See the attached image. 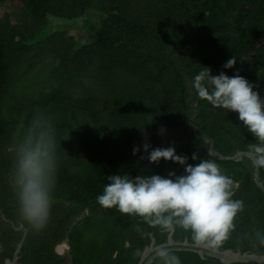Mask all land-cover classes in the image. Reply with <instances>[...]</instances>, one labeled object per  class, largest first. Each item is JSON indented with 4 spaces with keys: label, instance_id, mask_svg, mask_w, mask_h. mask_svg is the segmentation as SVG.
<instances>
[{
    "label": "trees",
    "instance_id": "trees-1",
    "mask_svg": "<svg viewBox=\"0 0 264 264\" xmlns=\"http://www.w3.org/2000/svg\"><path fill=\"white\" fill-rule=\"evenodd\" d=\"M52 23L86 25L88 37ZM205 67L239 74L264 99V0H0V264L22 239L18 264H136L150 234L155 244L166 242L167 232L96 200L109 175L183 174L171 161L150 162L145 142L149 152L174 147L193 165L214 160L238 183L234 199L244 203L219 249L264 254L255 241V231H264V194L251 159L209 154L211 143L233 156L258 141L238 113L198 97L193 81ZM38 111L54 124L59 157L50 220L40 232L22 219L13 189L15 144ZM258 177L264 185V168ZM172 238L193 242L181 229ZM61 243L67 248L58 252ZM169 252L181 264H226ZM150 264L162 262L156 256Z\"/></svg>",
    "mask_w": 264,
    "mask_h": 264
},
{
    "label": "clouds",
    "instance_id": "clouds-1",
    "mask_svg": "<svg viewBox=\"0 0 264 264\" xmlns=\"http://www.w3.org/2000/svg\"><path fill=\"white\" fill-rule=\"evenodd\" d=\"M235 64L233 57L223 67L231 69ZM255 87L239 74L229 77L222 71L212 75L206 67L193 81L200 99L214 108L238 113L239 121L258 141L249 145V159L253 167L264 168V99L254 91ZM138 128L143 133L144 126ZM150 148L149 143L143 144L150 162L171 161L184 167L183 174L170 171L167 177L109 175L102 194L96 197L98 204L122 215L139 217L167 233L181 229L190 233L197 246L208 249L223 246L236 231L237 218L244 211L243 201L234 199L238 183L212 159L193 165L188 163V156L177 155L174 147L149 152ZM139 151L140 147L135 146L133 155ZM198 159L197 153L191 156L193 161ZM58 165L54 124L49 116L38 111L15 144L13 171L19 213L37 232L44 230L50 220ZM18 226L15 228L19 229ZM255 241L264 246V231H255ZM157 257L162 264H181L180 258L167 250L159 251Z\"/></svg>",
    "mask_w": 264,
    "mask_h": 264
},
{
    "label": "water",
    "instance_id": "water-1",
    "mask_svg": "<svg viewBox=\"0 0 264 264\" xmlns=\"http://www.w3.org/2000/svg\"><path fill=\"white\" fill-rule=\"evenodd\" d=\"M199 136V135H198ZM202 138L206 142H212L210 139H208L205 136H202ZM249 151H238L236 152L233 156H223L219 152H217L214 148L212 143L210 144V149H209V154L217 156L220 159H231V160H239L243 156H248ZM259 168L254 167V172H253V179L256 185L261 189V191L264 194V185L263 183L259 180ZM19 229H22L24 232V236L26 234V228L22 225L19 224L18 226ZM173 232V231H172ZM172 232H170L167 236V240L164 243L160 244H155V239L152 234H150V243L146 246L143 247L141 251L140 258L136 264H150L154 257L157 256V253L161 250H191L194 252L199 253L200 256L203 254L213 256L215 258H218L221 262L229 264V263H234V262H257V263H264V254H259L256 252H249V251H244L240 252L239 250H232V249H208L204 247H200L195 245L194 242L190 243L187 239H183L181 242L175 241L172 238ZM23 236V238H24ZM23 239L19 242L17 248L15 249L13 253V257L11 259L6 258L5 259V264H18L17 259H18V253L21 247ZM56 250L58 252L62 251V245H57Z\"/></svg>",
    "mask_w": 264,
    "mask_h": 264
},
{
    "label": "rangeland",
    "instance_id": "rangeland-1",
    "mask_svg": "<svg viewBox=\"0 0 264 264\" xmlns=\"http://www.w3.org/2000/svg\"><path fill=\"white\" fill-rule=\"evenodd\" d=\"M52 26L55 27L56 24L55 23H52ZM57 28L59 29H64V28H67L69 33L75 35L77 38H80V39H85L88 37V32H87V26L86 25H80L78 28L77 27H74L73 25H69V24H63L62 27L59 26H56ZM67 248V244L64 243L63 245V249Z\"/></svg>",
    "mask_w": 264,
    "mask_h": 264
},
{
    "label": "flooded vegetation",
    "instance_id": "flooded-vegetation-1",
    "mask_svg": "<svg viewBox=\"0 0 264 264\" xmlns=\"http://www.w3.org/2000/svg\"><path fill=\"white\" fill-rule=\"evenodd\" d=\"M168 234H169V233H168ZM172 234H173V232H172ZM63 245H64V243H62V251L64 250V249H63Z\"/></svg>",
    "mask_w": 264,
    "mask_h": 264
}]
</instances>
